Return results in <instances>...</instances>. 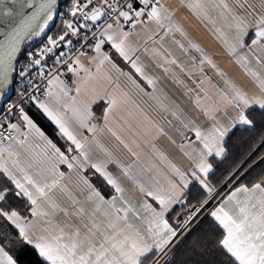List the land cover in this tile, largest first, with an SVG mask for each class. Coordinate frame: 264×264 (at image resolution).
I'll return each mask as SVG.
<instances>
[{"label":"snow or ice","instance_id":"6c2138e0","mask_svg":"<svg viewBox=\"0 0 264 264\" xmlns=\"http://www.w3.org/2000/svg\"><path fill=\"white\" fill-rule=\"evenodd\" d=\"M261 165L264 0H0V264H264Z\"/></svg>","mask_w":264,"mask_h":264},{"label":"crops","instance_id":"0c3cea01","mask_svg":"<svg viewBox=\"0 0 264 264\" xmlns=\"http://www.w3.org/2000/svg\"><path fill=\"white\" fill-rule=\"evenodd\" d=\"M166 2L173 8H176L180 4V0H166ZM176 19L179 20L184 27L204 46L209 52H217L215 41L212 39L209 32L204 26L193 17L187 9H179L177 11ZM179 55V53L177 52ZM219 66L225 70L230 76L234 78H240V70L233 64H230L226 59L217 60ZM169 87H171L169 85Z\"/></svg>","mask_w":264,"mask_h":264},{"label":"trees","instance_id":"16d2710c","mask_svg":"<svg viewBox=\"0 0 264 264\" xmlns=\"http://www.w3.org/2000/svg\"><path fill=\"white\" fill-rule=\"evenodd\" d=\"M249 135L248 133H237L236 136L232 138L230 146L233 157H230V159L225 162L224 167H227L232 162V158L239 159L248 152ZM261 167H264V165H261ZM257 171H259V168H257ZM21 264H39V258L31 250H26L22 255Z\"/></svg>","mask_w":264,"mask_h":264}]
</instances>
